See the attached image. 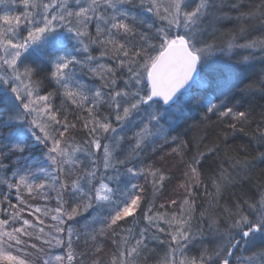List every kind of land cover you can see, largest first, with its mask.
I'll return each instance as SVG.
<instances>
[{
    "label": "snow or ice",
    "instance_id": "1",
    "mask_svg": "<svg viewBox=\"0 0 264 264\" xmlns=\"http://www.w3.org/2000/svg\"><path fill=\"white\" fill-rule=\"evenodd\" d=\"M257 93L264 0H0V261L264 264Z\"/></svg>",
    "mask_w": 264,
    "mask_h": 264
},
{
    "label": "trees",
    "instance_id": "2",
    "mask_svg": "<svg viewBox=\"0 0 264 264\" xmlns=\"http://www.w3.org/2000/svg\"><path fill=\"white\" fill-rule=\"evenodd\" d=\"M228 27H231V25H228ZM259 68H260V66L259 65H257L256 66V68H255V71H259ZM90 78L89 77H85V80L87 81V80H89ZM54 86V85H53ZM241 87H242V85H241ZM57 103H58V101H57ZM245 103H246V105L248 104V103H250V104H252L253 106H256L257 107V111L259 110V106L260 105H264V99H262L261 98V96H260V94L259 93H257L255 96H251V97H247L246 98V101H245ZM73 117H70V119H72ZM214 119V118H213ZM192 121L190 120L189 121V123H191ZM78 128H79V125H78ZM199 134H203V132H201V133H199ZM194 135H197V133H195L194 131H189L188 132V136H186L185 138L187 139V138H189V137H192V136H194ZM237 136H238V139L236 140V141H229V143L230 144H232V143H236V144H241V145H243V144H246L247 142H248V137H245V136H243V134H240V133H237ZM78 139H79V137H78ZM195 148H193L192 149V152H195ZM202 150V149H201ZM192 152H189V156H191L192 155ZM241 154H243V153H241ZM174 158H176L177 159V161L179 162V157H174ZM221 161H220V159L218 158V157H216L215 155H210V156H208V158H207V160L204 162V167H205V169L207 170V169H209V166H211V169H216V167H217V165L220 163ZM166 166V165H165ZM225 166V168H227L228 167V165L227 164H225L224 165ZM167 168H168V166H166ZM257 168L258 169H260V168H264V164H260V163H257ZM170 171V173L171 174H173V175H175V174H177V172L175 173V171L174 170H169ZM257 174L256 173H253V176L255 177ZM209 183V190L210 191H212L213 189L211 188V184H210V181L208 182ZM247 187H248V185H245V190H247ZM255 189H253V191H254ZM237 191H239V188H237ZM166 193V191L164 192V194ZM203 196V190L201 189V197ZM165 197V195L161 198V199H159L158 201H157V203H163L164 202V200H163V198ZM13 202H15V201H13ZM222 203H223V201H221ZM205 203V200L204 199H202V198H200V197H198L197 198V205H198V207H197V209H196V215L197 216H199V212H200V207H199V205H201V204H204ZM87 215V214H86ZM83 223H84V221L82 220L81 222H80V224H78V225H76L75 227L77 228V230H79V231H83L82 230V228L80 227V226H82L83 225ZM134 225V222L131 220V218L129 219V221H128V223H126L125 225H124V227L125 228H132V227H134L133 226ZM143 225V226H142ZM145 227V223L143 222V220L142 219H139V221L137 222V227H134V231H138L140 228H144ZM209 239H210V237H207L205 240H204V243L205 244H207L208 242H209ZM110 241V240H109ZM109 246L110 247H112L111 246V241H110V243H109ZM84 245H83V243L81 242V244H80V246L78 247V251H83L84 250ZM149 249H153L154 251L153 252H149V253H146V255L147 256H149V264H156V259L158 258V256L159 257H162L163 256V254H164V252H163V249L161 248V247H159L158 246V244L156 243V242H149ZM193 251H195V250H193ZM89 259H91V257L89 258Z\"/></svg>",
    "mask_w": 264,
    "mask_h": 264
},
{
    "label": "rangeland",
    "instance_id": "3",
    "mask_svg": "<svg viewBox=\"0 0 264 264\" xmlns=\"http://www.w3.org/2000/svg\"><path fill=\"white\" fill-rule=\"evenodd\" d=\"M167 160H168V163L166 164V166H168V169H169V170H174L175 173H176V172H177V167L179 166V163H178L177 159L174 158V157H168ZM177 174H178V173H177ZM175 183H176V181L173 180L172 185L168 188V190H167L166 193L164 194L165 197L163 198V200H166V199L169 197V193L171 192L172 188L175 187ZM54 195H55V194L53 193V196H54ZM50 206H53V207L55 206L54 201L52 202V204H51ZM142 220H143V219H142ZM143 222L145 223V227H147V221L143 220ZM133 226H134V227H137V222H134V225H133ZM142 226H143V225H142ZM80 227H81V226H80ZM134 227H132V228L134 229ZM81 228H82V227H81ZM82 230H83V229H82ZM150 242H151V241H150ZM109 243H110L109 240L106 241V243H105L106 251H107L108 249L111 248V247L109 246ZM0 264H5V262L0 261Z\"/></svg>",
    "mask_w": 264,
    "mask_h": 264
}]
</instances>
